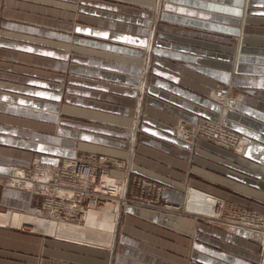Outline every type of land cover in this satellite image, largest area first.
Masks as SVG:
<instances>
[{
  "label": "crops",
  "instance_id": "crops-1",
  "mask_svg": "<svg viewBox=\"0 0 264 264\" xmlns=\"http://www.w3.org/2000/svg\"><path fill=\"white\" fill-rule=\"evenodd\" d=\"M112 1H8L16 9L6 13L18 20H5L0 35V208L30 207V193L6 181L12 166L28 167L35 157L58 165L64 158L102 156L112 161L111 176H146L162 184L164 197L176 203L187 184L262 202L264 0H165L164 31L148 69L143 64L153 0ZM132 1L142 6L132 8ZM72 7L79 23L71 18ZM235 37L241 38L236 62L238 47L235 57L230 55ZM143 76L147 91L141 100ZM218 84L246 93L224 109L225 123L250 139L246 156L176 136L179 120L221 119L223 106L205 95ZM136 107L137 115L144 111L140 134L133 128ZM124 216L122 226L133 237L122 238L121 264H168L147 261L146 253L134 249L148 242L193 251L194 264H264L259 233L241 235L136 205L125 208ZM190 236L197 241H187L190 248H184ZM39 239L0 225V264H35L28 254L40 250L52 256L43 264H109L107 252Z\"/></svg>",
  "mask_w": 264,
  "mask_h": 264
},
{
  "label": "rangeland",
  "instance_id": "rangeland-1",
  "mask_svg": "<svg viewBox=\"0 0 264 264\" xmlns=\"http://www.w3.org/2000/svg\"><path fill=\"white\" fill-rule=\"evenodd\" d=\"M8 1L9 0H0V35L2 33L3 22L5 20H10V19L18 20V18L9 16L6 13L10 9H11L10 11H12L13 9H16V8H13V6L10 4L9 6ZM106 1L114 2L112 0H106ZM164 1L165 0H153L154 4L152 5V7H150L151 13H152V18H151V23H150V32H151L150 33L151 35L150 45L146 48V50L148 51H147V55L144 59V64H143L144 68H147V69L152 63L151 55H152L154 46L156 44L155 41L156 39H160L159 32L164 31V27H162V24L164 23L163 21L164 19L162 15L164 11V7H163ZM120 3L123 4L122 2ZM78 5L80 7L81 3L80 4L78 3ZM138 5L142 6L141 3L132 1V4L130 6H132L133 8ZM55 7L58 8V5H55ZM91 8L94 9L96 7H91ZM74 9L75 8L72 7L71 11L73 12V14L71 15V18L73 17L76 18L75 21L79 23L81 21V17H79L78 14L76 15V11H73ZM135 9H142V8L137 7ZM103 11L108 12L109 10L103 9ZM91 13L93 14L94 12L91 11ZM119 13L128 14V11L118 10L117 14ZM56 15L61 16L58 14ZM19 20H23V19H19ZM72 31L73 30L71 29L70 30L71 34L73 33ZM231 45L234 48L233 51L230 52V55L232 57H235L236 50L238 47L236 58L234 61L236 62L240 54L239 50H240V45H241V38L235 37L234 43H232ZM200 48H204V47L200 46ZM215 51L220 52L218 50H215ZM73 53H75V51ZM232 72H235V70L233 69ZM142 81L143 82L139 86L140 88L139 99L144 100V97L147 91L146 86H144L145 81H146V78L144 76H143ZM245 94L246 93H244L243 90L241 89L236 90L231 86L223 85V84H218L214 88H210L209 92H205V95L210 97L212 100L218 101L223 106V113H222L221 119L213 120V119H209L205 117H200L197 121H188L184 119L179 120L178 123L175 125L176 136L181 138L183 141L191 143L192 145H197L200 140H203V141L210 142L211 144H214L216 146L222 147L226 150H229V151L231 150V152L237 155L246 156V152L249 147L250 139L248 137L242 136L240 133L230 128L225 123V119H224L226 115V113H224V109L228 110V108L234 107L239 101H241L244 98V96H246ZM138 108H139V104H138ZM138 108L136 107V112L134 114L135 125L133 126V128L136 131L138 130V133L140 134L141 124H142V119H143L141 115L144 113V111L142 108L141 112L139 111V114L137 115ZM224 131H225V135H227L228 137L222 134ZM215 135L216 137H214ZM219 136H221V139H219ZM64 159H62L61 161H63ZM68 159H65V160H68ZM78 159L84 162H92V163L98 160L100 164L103 163L102 166L106 168V171H108L107 167L110 168V166H112L111 165L112 161L110 160L108 161L107 158H104L102 156H97V157L93 156V158L91 159L86 158V157L78 158ZM125 171L126 172L130 171L129 166L126 165ZM11 173H12V168H11L10 174ZM10 174L7 176V181H6V184L8 186L13 185L10 183L8 179ZM109 177L115 180L117 185L120 187V191L117 194L120 196V198H114V199L111 198L112 200L109 199L108 201L107 200L103 201L101 199L100 202L98 201V204L101 205L103 202L107 201L108 205L106 207L111 205V208L108 210L116 209L119 211V215H117L116 217V220H117L116 227H115L116 229L115 230L111 229L108 227V225H104L102 227L101 223L104 219L103 213L106 208L102 211L101 215H99L100 210L93 208L94 210L92 209L86 216V227H83L84 220L81 222H78L80 225H76L79 228L83 227L89 230L97 229L99 233H104V234L112 232L114 236L111 241H109L108 238H105L104 235L100 236L104 240H108L106 241L107 245H105L104 243L105 241H102L103 243L102 242L98 243L92 240L81 241L80 239L75 238V237L66 238V237L49 236V234L46 233V231H43L44 229L43 230H40V229L33 230L31 228L29 229V226L27 229H21L18 226H12V225L10 226V224L0 223V225H4L8 229L19 232L25 236H29V237L36 236L40 238L39 240L41 241H44L45 239H56V240H60L68 244L89 248L95 251H100V252L104 251L109 254V255L107 254V259H106L107 261L109 260V264H121L119 257L125 254L126 252L124 249H122L123 248L122 238L123 236H127V235L130 237H133V235L129 231H126L124 227L122 226L123 225L122 220L125 219L124 210L128 206L136 205L138 207L153 209V210H157L163 213L173 214L175 216H187V217L195 218V220L199 221L201 225H206V226L216 225V226L225 228L227 230H232V231L237 230L238 233L240 231L241 226L249 225V227L246 228L248 232L247 234L254 233V232L260 234L256 242L258 243V245L261 246V250L259 251V256L263 257L264 250L262 249V246L264 247V200L261 202V201L253 200L251 198H247L246 196H242L248 200V201H245L243 198H232L229 196H222L220 194L214 195L207 191L191 186V184H187L186 188L183 191L182 201H180L179 203L178 202L176 203L164 197L162 184L146 176L136 174V173H130V175H126L125 177H122V178H115L111 176L110 174H109ZM117 179L118 180H128V182H130L129 188H128L129 194L126 196L128 200V204L121 203L125 201L124 197L121 196V192L123 190L124 185L122 184L123 182L118 183ZM144 180H146L148 185H151V186L144 187L145 186ZM96 189L97 188L93 190L95 191ZM159 190L161 191L160 193L158 192ZM214 199H215V202H213ZM43 201H44L43 197L41 196L36 197L34 198L32 205L33 207H40L42 206ZM87 204L88 202H85V203H82L81 205L82 206L84 205L85 207H87ZM30 209L35 210V209H32V206L30 205V208H28L27 210H24L23 212H29L31 211ZM8 210H10V212H8ZM12 211H19V210H14L13 208H9V207L0 208V213L2 214L4 213V215H6L7 212L11 213ZM90 232L92 231H89V236L97 237L95 234H91ZM68 234L78 235V233H73V232H68ZM137 238L141 242H143L141 237H137ZM166 239L170 242L178 241L171 237H166ZM191 240L192 242H196L197 238L195 236H190V237H187V240L184 241V244L181 243V241H178L177 243H181L183 244V246H186L184 248H190V246H188L186 243L187 241H190L191 243ZM153 245H154L153 243L148 242L145 246L143 245L134 246V249H136L138 253L139 251L146 253L147 256L143 255V258L147 261L156 260V262H160L161 260H163L165 263H168V264H173V263L194 264L195 262V256L193 255V251L186 253V252L179 250L175 246L164 245V244L154 245L155 248L152 250L151 247ZM0 249H4V248L1 247ZM191 249L193 250L192 245H191ZM28 255L35 257L34 258L36 260L35 264H43L44 260H47V261L52 260V256L46 253V251H42V250L38 251V253L36 254H28ZM139 257L141 258V255H139ZM262 259L264 261V257ZM204 262L205 261L203 260L202 261L199 260L198 263L206 264ZM103 264H107V263H103ZM260 264H263V262L261 261Z\"/></svg>",
  "mask_w": 264,
  "mask_h": 264
},
{
  "label": "built area",
  "instance_id": "built-area-1",
  "mask_svg": "<svg viewBox=\"0 0 264 264\" xmlns=\"http://www.w3.org/2000/svg\"><path fill=\"white\" fill-rule=\"evenodd\" d=\"M40 159L35 157L32 164L28 167L12 166V173L8 179L13 184L12 186H17L31 193L30 205L33 204L34 198L43 197L42 206L34 208L47 219L55 216L78 223L85 221V214L90 207H103L105 205L106 201L101 205L98 204L101 199L103 201L107 200L105 193L101 190V187L106 185L102 180V175L106 170L102 166L103 163L100 164L98 160L92 163L81 161L78 158H69V162H64V159L58 165H52V169H48L47 167L49 166L44 161L41 160L38 163ZM19 167L25 171V175H21L24 177L21 178L22 181L32 180L33 183L30 187L28 185H19L20 179H14L15 171ZM13 180L17 184L13 183ZM144 184V187L151 186L148 185L146 180H144ZM95 188H97V191L93 190ZM69 191H71V194H69ZM158 192L160 193L161 191L159 190ZM128 194L129 191L127 189L126 196ZM125 200L127 202L125 204H128L127 197H125ZM85 202H88L87 207L81 205ZM25 227L21 226L19 228H28V226Z\"/></svg>",
  "mask_w": 264,
  "mask_h": 264
},
{
  "label": "bare ground",
  "instance_id": "bare-ground-1",
  "mask_svg": "<svg viewBox=\"0 0 264 264\" xmlns=\"http://www.w3.org/2000/svg\"><path fill=\"white\" fill-rule=\"evenodd\" d=\"M216 132H217V130H216ZM222 134L225 135V131ZM222 134H221V136H222ZM221 136H219V139H221ZM225 136H227V135H225ZM214 137H216V135ZM69 161H70V159L65 160L64 162L67 163ZM40 162L41 161L39 160L38 163H40ZM48 166H49V167H47L48 169H52L51 167H53L51 164H48ZM21 175H25V171L19 167L15 171V174L13 176L14 179L15 180L16 179L17 180L20 179L19 182H18L19 185H28V187H30L31 184L33 183L32 180H25V182H24L21 179V178H24V177H22ZM15 180H13L14 181L13 183L17 184ZM102 180H103V182L106 185L102 186L101 190L105 193L104 195H105L107 201L109 199L112 200L114 198H120V196L117 195L119 193V191H120V187L117 185L115 180H113V179H111L109 177L108 171L105 170V172L102 175ZM117 182L118 183H122L123 182L122 184L124 185V187H123V190L121 192V196L124 197V199H125L129 182H128V180H118V179H117ZM14 187H17V186H14ZM69 194H71V191H69ZM30 195H31V193H30ZM107 201H106V203H105V205L103 207H90V209L85 214V221H84L83 227H86V216L88 215V213L93 208L100 210L99 211V213H100L99 215H101L102 211L106 208L104 213H103L104 214V219H103V221L101 223L102 227L104 225H108L109 228L114 229V230L116 229L115 228L116 227V221H117L116 217H117V215H119V211L116 210V209L115 210H113V209L108 210V209L111 208V205L106 207L108 205ZM213 202H215V199L213 200ZM121 203L125 204L127 202L125 200V201H123ZM32 209H35V210H31L30 209L31 211H29V212L12 211L11 213H8V212H10V210H8V212H7L8 214L6 213V215H4V213L3 214L0 213V223L1 224H10V226L12 225V226H18V227L29 226V228H31L33 230H36V229L43 230L44 229L43 231H46V233H48L49 236H54V237H66V238L75 237V238L80 239L81 241H84V240L90 241V240H92V241H96L98 243H100L102 241H105L104 242L105 245H107L106 241H108V240H104L100 236L104 235L105 238L109 239V241H111L113 236H114V234L112 232L104 234V233H99L97 229L96 230H89V229H85L83 227L79 228L76 225H80V224H76L75 222H72L70 220L57 218L55 216H52V218L47 219L44 215H42L33 206H32ZM188 212H189V210H188ZM247 227H249V225L241 226L239 234L246 235L248 233L247 230H246ZM251 229H253V228H251ZM89 231H92L90 233L91 234H95L97 237H93L92 236L93 237L92 238L91 236H89ZM68 232L78 233V235H70V234H68Z\"/></svg>",
  "mask_w": 264,
  "mask_h": 264
}]
</instances>
